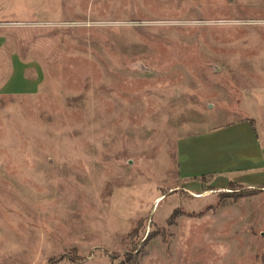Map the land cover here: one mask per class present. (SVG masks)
Instances as JSON below:
<instances>
[{"label":"rangeland","instance_id":"374dc122","mask_svg":"<svg viewBox=\"0 0 264 264\" xmlns=\"http://www.w3.org/2000/svg\"><path fill=\"white\" fill-rule=\"evenodd\" d=\"M0 36V264H264V183L180 171L264 131V0H0Z\"/></svg>","mask_w":264,"mask_h":264},{"label":"crops","instance_id":"0c3cea01","mask_svg":"<svg viewBox=\"0 0 264 264\" xmlns=\"http://www.w3.org/2000/svg\"><path fill=\"white\" fill-rule=\"evenodd\" d=\"M0 43H3V41H0ZM250 120V118H243L238 121L222 125L221 127L206 130V132L196 135V137L205 138L203 161H195L191 159L194 156L188 152V145H185L184 154H187L185 155L183 161L180 162V171L184 179L190 181L191 178H194V182H192L194 184V188H197L196 185H199L200 183L197 178L202 175L201 173H203V175H207L212 182L217 183L220 187L226 186L230 177L231 179L234 178L251 187L256 184L264 183H259V180L263 181L264 178L261 175L264 173V146L263 139L261 137V135L264 136V131L263 129H259L255 120L254 124L251 123ZM242 124H246L248 128V131L245 132L246 136L244 139L247 140V142L244 143V146L241 144L238 146V152L236 155L242 162H247V165L237 169L229 167L227 164L229 157L233 155H229L228 152L230 149L227 147L234 139V136L238 134L237 131H232V129H238ZM193 137L195 136H188L181 141L186 142ZM247 171H250V173ZM249 175H251V178H249ZM219 178L220 180L218 181Z\"/></svg>","mask_w":264,"mask_h":264},{"label":"trees","instance_id":"16d2710c","mask_svg":"<svg viewBox=\"0 0 264 264\" xmlns=\"http://www.w3.org/2000/svg\"><path fill=\"white\" fill-rule=\"evenodd\" d=\"M250 121H251L252 123H254V120L251 119ZM230 182L233 183L234 181H230Z\"/></svg>","mask_w":264,"mask_h":264}]
</instances>
